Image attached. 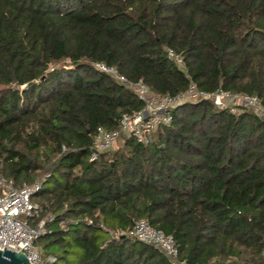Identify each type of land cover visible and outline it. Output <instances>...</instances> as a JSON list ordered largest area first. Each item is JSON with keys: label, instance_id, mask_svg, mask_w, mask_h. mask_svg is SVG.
I'll return each instance as SVG.
<instances>
[{"label": "trees", "instance_id": "16d2710c", "mask_svg": "<svg viewBox=\"0 0 264 264\" xmlns=\"http://www.w3.org/2000/svg\"><path fill=\"white\" fill-rule=\"evenodd\" d=\"M93 62L155 95L187 75L264 104V0H0V175H45L30 195L53 215L41 264H168L118 233L138 218L187 264H264V121L183 102L148 144L128 137L89 160L95 128L143 106Z\"/></svg>", "mask_w": 264, "mask_h": 264}, {"label": "built area", "instance_id": "2783aa9c", "mask_svg": "<svg viewBox=\"0 0 264 264\" xmlns=\"http://www.w3.org/2000/svg\"><path fill=\"white\" fill-rule=\"evenodd\" d=\"M165 52L166 56L186 74L180 55L170 48H165ZM91 65L130 89L135 97L143 102V106L129 113H121L116 129L108 130L97 126L90 144L89 160H93L98 152L110 150L116 141L128 137L137 143L148 144L157 128L169 125L170 110L183 102L206 99L215 107L226 109L232 114L248 110L264 121V104L255 95L230 92L221 87L205 91L199 89L187 75L186 87L182 92L174 95H155L141 80L127 81L118 74L114 66L103 62H93ZM60 148L64 149L62 145ZM43 176L31 183L22 182L15 186L11 179L0 175V249L4 247L21 251L31 264L54 260L51 255L42 257L41 249L35 242L44 234L45 225L53 219L52 214L40 216V207L30 201V195L38 189ZM118 233L152 245L162 253L168 264H187L185 259L180 257L173 237L153 227L146 218L134 220L129 228ZM260 256L264 259V238Z\"/></svg>", "mask_w": 264, "mask_h": 264}, {"label": "water", "instance_id": "95a60500", "mask_svg": "<svg viewBox=\"0 0 264 264\" xmlns=\"http://www.w3.org/2000/svg\"><path fill=\"white\" fill-rule=\"evenodd\" d=\"M0 264H31L21 251H13L3 247L0 249Z\"/></svg>", "mask_w": 264, "mask_h": 264}, {"label": "rangeland", "instance_id": "374dc122", "mask_svg": "<svg viewBox=\"0 0 264 264\" xmlns=\"http://www.w3.org/2000/svg\"><path fill=\"white\" fill-rule=\"evenodd\" d=\"M247 111H248V110H247ZM121 141H122V140H118V141H116V142L113 144L112 148L115 147L116 145L120 144ZM112 148H111V149H112Z\"/></svg>", "mask_w": 264, "mask_h": 264}]
</instances>
